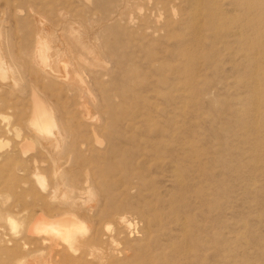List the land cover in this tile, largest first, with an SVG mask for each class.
Instances as JSON below:
<instances>
[{"label":"rangeland","instance_id":"rangeland-1","mask_svg":"<svg viewBox=\"0 0 264 264\" xmlns=\"http://www.w3.org/2000/svg\"><path fill=\"white\" fill-rule=\"evenodd\" d=\"M213 2L207 11L201 0H174L171 12L154 24L146 15L152 0H0V61L9 70L6 60L14 66L0 76V114L13 124L14 108L29 106V84L36 83L56 113L55 129L62 127L56 149L64 153L58 165L63 172L57 171L68 176L51 189L49 159L38 158L34 168L28 159L37 145L26 152L19 148L20 138L32 135L26 129L19 137L3 134L9 145L0 155L9 149L18 168L13 178L11 164L0 166L3 238L26 231L25 220L40 213L39 196L51 206L70 208L62 218L73 223V199L86 207L98 197L94 188L73 194V172L82 169L81 181L84 170L92 177L106 161L105 145L125 141L123 147L141 155L135 168L143 185L130 184L125 194L133 206L127 216L136 225L129 232L107 219L95 225L115 238L126 253L125 264H264V57H254L247 28L244 37L235 36L247 20L257 18L242 0ZM206 13L212 26L207 35ZM5 39L19 57H6ZM37 45L59 57L61 75L67 64L73 70V90L59 81L47 87V80L35 82L23 71L21 56ZM112 104L125 113L106 129L114 117L108 113ZM150 145L155 152H147ZM6 212L16 217V228ZM78 227L80 236L89 235V220ZM92 246L88 252L100 253L96 247L102 244ZM6 259L0 243V262ZM66 262L58 264H73Z\"/></svg>","mask_w":264,"mask_h":264},{"label":"bare ground","instance_id":"bare-ground-1","mask_svg":"<svg viewBox=\"0 0 264 264\" xmlns=\"http://www.w3.org/2000/svg\"><path fill=\"white\" fill-rule=\"evenodd\" d=\"M152 1L153 6L151 7V9L147 8L146 15L151 17L152 22L155 24L160 21L162 13H166L168 11L171 12L174 0ZM213 1L214 0H201L202 7L209 11V6L214 3ZM242 4H244L245 7L250 10H254V14L257 20L254 23H251V20H247L245 22V25H242L238 32H235V36L239 38L244 37L245 32L242 30V28H247L246 30L249 31L248 37H250L249 43L250 45L255 47L253 53L254 57H264V0H242ZM208 14L209 13L205 14V35H207L208 31L212 29ZM130 19L131 17L127 19V22H129ZM40 33L41 29L39 28L37 23H35L34 35L38 44H40V40H42V38L40 37ZM75 37L76 36H74L73 39ZM77 38L78 37L74 39L76 40L77 46L79 48H85V43L83 44ZM3 42L6 44V57H19V54L17 52L8 50L7 39L3 40ZM46 48L47 46L45 47V50ZM45 50L41 46L37 45L29 55H22L21 57H25L23 59L25 68L23 69V71L25 72L26 70L27 72H29L35 78V82H39L40 79L47 80V82H45V85L47 87H51L53 81H59L65 84V86H67L69 90H73V78H70V75L73 74V70L68 68V64L66 65L67 67L64 65L66 67L64 68L65 73L61 75L59 70H57V66L60 62L59 57H50ZM8 58H5V60ZM6 62V65L8 64L7 67H9L11 70L14 66L11 65L12 63H9L10 61L8 62L6 60ZM6 69L7 68L3 65V62L0 61V76L7 73L5 71ZM11 72L14 71L12 70ZM7 75L8 74H6L5 76ZM11 77L14 76L12 75ZM1 82L4 83L7 81L5 80L3 82V80H1ZM35 85L36 83L29 84V89L27 91L30 102L29 106L25 107L23 103H20L16 108H14L15 119L13 124L10 125L9 121L4 122L3 120L6 119L7 116H3L2 114H0V116L2 117V119L0 120V149L4 146H7L8 144L1 138L3 134L12 133L16 137H19L20 131L22 129H26L33 138H20L21 140L19 143V148L23 152H26L29 149L33 148L34 144L37 145V151L35 152L36 154L30 156V158L28 159V162L31 163V165H34V168L36 162L38 161V158L45 156L49 159L51 164L49 170L50 178L52 181L51 189H53L59 187L61 184L64 185V183L67 182L66 178H68L65 170V173H62V168L60 169L58 167L60 160H62L64 156V153H62L61 151H57L56 149V144L62 136V127L55 129L57 122L54 114L56 113H54L52 109L50 110V108L47 106L48 104L46 103V99L44 100L40 96ZM79 86H82V84H80ZM11 88H13V86H11ZM8 90L10 89H7V91ZM83 111L84 110H82V112ZM108 111L109 114H111L110 112L114 113V117L109 121V124L111 123L110 125H107L108 123L105 124L106 126L104 125L106 129L108 126L110 127L115 123L117 124L118 122H121V118L125 113L123 106H115L114 104L110 105ZM117 111L118 115L116 113ZM79 112L81 113V111ZM85 114L86 113L84 112V115ZM80 120L90 123L89 120L86 121V117H81ZM123 142L125 144H128V142ZM123 142L121 141L114 143L112 141L108 145H105L104 154L106 155V161L101 168L98 166L96 167L95 172L92 174V177H90L91 175L88 174L87 170H84L86 171V179L84 181H81L80 176L82 174L81 172H83L82 169L79 168L78 170H75V172H73V194L75 192L81 193L83 192V190L88 191L90 188L96 189V191L98 192V197L97 202L94 205L85 207L81 203L76 202L73 199L72 223L71 221L62 218L63 215L68 214L70 208L67 207V209L65 207H61L62 209H64V211L59 212L58 210L61 209L60 206H51V201L50 203L46 201L45 196H39L38 198L36 197L35 205L39 208L40 213H34L25 220V222L28 223L26 231L22 232L16 238L11 237L7 240L0 235V243H2V245L4 246V250L7 255L6 261L0 262V264H58L60 261L66 262L68 260L72 261L73 264H125V260L127 258L126 253L123 249L118 248L115 242V238L106 236L103 232H98V229L95 228V225H98L99 222H101L103 219H107L111 224L115 223V225H118V227L121 225L123 230H128V232L133 228L134 225H136V223L127 216L128 211L126 210H132L133 206L131 202L125 198V194L130 190V184H134L135 186L143 185V177L135 168L136 160L141 157V155L133 154L132 148L126 149L125 147H123ZM149 149H153V152L156 151V149L151 145L148 147L147 152L149 151ZM13 154V152H9V149H7L5 153H3V155H0V166L2 164L3 166L11 164L10 169L13 178H15L14 174L15 176H17L16 172L18 168H16V164L11 161V159H14L12 158ZM143 155L144 154H142V156ZM93 160H95L96 163L97 158H94ZM40 161L41 160H39V162ZM82 162L79 158V160L77 161V166L80 167L82 165ZM57 167L59 168V171H62L61 174H58ZM31 174L35 176L36 180H39V171L34 170ZM43 182H40L41 185L44 184ZM44 186L45 185H43V187ZM69 203L66 204L69 205ZM1 206L3 205L1 204ZM42 213L47 214L44 215ZM10 216L9 213L6 214L5 219L8 220V224L10 223L12 228H16L17 222L14 220V218L16 217H13L12 215ZM19 218H21V216ZM82 220H89V222L91 223V231L86 237L80 236L78 233V222ZM141 221L143 220L141 219ZM149 221V219L145 220V222ZM108 225H106L105 227L108 228ZM13 233L14 232L12 230V234ZM95 243L102 244L101 247H96L100 249V253H98L97 255H94L87 250L93 248L92 245ZM27 257H29L30 259L28 262H26Z\"/></svg>","mask_w":264,"mask_h":264}]
</instances>
